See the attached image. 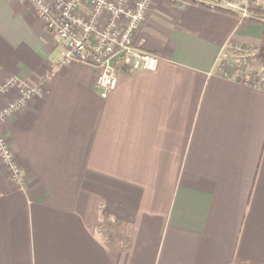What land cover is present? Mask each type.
Listing matches in <instances>:
<instances>
[{"label":"crops","instance_id":"0c3cea01","mask_svg":"<svg viewBox=\"0 0 264 264\" xmlns=\"http://www.w3.org/2000/svg\"><path fill=\"white\" fill-rule=\"evenodd\" d=\"M238 43L264 49V24L151 0L135 44L159 66L118 55L103 97L27 0H0V84L42 89L5 126L22 181L0 155V264H264V88L217 70Z\"/></svg>","mask_w":264,"mask_h":264},{"label":"built area","instance_id":"2783aa9c","mask_svg":"<svg viewBox=\"0 0 264 264\" xmlns=\"http://www.w3.org/2000/svg\"><path fill=\"white\" fill-rule=\"evenodd\" d=\"M46 29L59 37L66 48L65 59H76L98 71V86L106 97L116 89L118 73L115 61L123 57V67L130 71H155L158 55L136 46L135 37L145 21L151 0H27ZM199 5L236 15L240 20L264 24V16L254 13L260 0H195ZM85 5L87 13L79 7ZM233 58L222 57L217 67L227 77H238L257 88H264V50L245 44L232 45ZM41 88L28 86L16 78L0 84V99L16 91V96L0 110V155L10 178L22 181L9 148L5 126L14 113L24 109Z\"/></svg>","mask_w":264,"mask_h":264},{"label":"trees","instance_id":"16d2710c","mask_svg":"<svg viewBox=\"0 0 264 264\" xmlns=\"http://www.w3.org/2000/svg\"><path fill=\"white\" fill-rule=\"evenodd\" d=\"M184 1L191 2V3H197L195 0H184ZM254 13L261 15V16H264V6H261L260 8L255 9ZM251 21H254V20H251ZM100 230H101L102 235L105 237V235H106L105 231L103 229H100Z\"/></svg>","mask_w":264,"mask_h":264},{"label":"rangeland","instance_id":"374dc122","mask_svg":"<svg viewBox=\"0 0 264 264\" xmlns=\"http://www.w3.org/2000/svg\"><path fill=\"white\" fill-rule=\"evenodd\" d=\"M260 2H261V4H262V6H264V0H260Z\"/></svg>","mask_w":264,"mask_h":264}]
</instances>
